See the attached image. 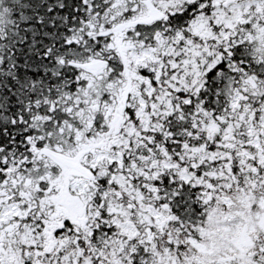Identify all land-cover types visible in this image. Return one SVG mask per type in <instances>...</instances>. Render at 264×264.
Returning <instances> with one entry per match:
<instances>
[{
	"label": "snow or ice",
	"instance_id": "snow-or-ice-1",
	"mask_svg": "<svg viewBox=\"0 0 264 264\" xmlns=\"http://www.w3.org/2000/svg\"><path fill=\"white\" fill-rule=\"evenodd\" d=\"M0 264H264V0H0Z\"/></svg>",
	"mask_w": 264,
	"mask_h": 264
}]
</instances>
